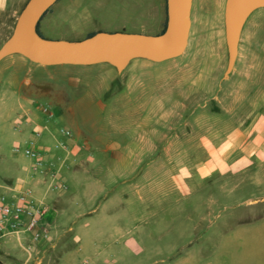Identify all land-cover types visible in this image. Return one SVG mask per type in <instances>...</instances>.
Masks as SVG:
<instances>
[{
    "label": "rangeland",
    "instance_id": "374dc122",
    "mask_svg": "<svg viewBox=\"0 0 264 264\" xmlns=\"http://www.w3.org/2000/svg\"><path fill=\"white\" fill-rule=\"evenodd\" d=\"M23 1L0 0V45ZM224 2L193 0L188 43L180 56L160 62L133 59L120 73L107 63L42 68L19 54L1 59L0 184H28L20 169L26 158L12 150L30 134L11 125L21 114L11 108L23 98L54 111L48 116L36 109L41 120L33 119L47 126L41 136L45 143L58 137L62 126L81 130L88 115L99 128L113 125V138L137 142L150 136L158 149L174 134L166 130L165 116L176 109L184 116V141L224 136L246 116L264 110V7L247 18L235 65L223 78ZM163 18L164 0H57L40 20V32L52 39H80L99 30L155 33ZM59 84L75 95L72 122L66 116L69 105L52 97ZM64 173L63 201L47 199L51 239L38 247L40 263L10 237L0 242L5 264H174L183 254L191 264H264V163L198 184L190 180L188 193L176 191L165 202L114 211L110 204L88 200L89 180L76 183L67 177L71 171ZM42 178L32 179L41 183ZM119 213L131 216L119 218Z\"/></svg>",
    "mask_w": 264,
    "mask_h": 264
},
{
    "label": "crops",
    "instance_id": "0c3cea01",
    "mask_svg": "<svg viewBox=\"0 0 264 264\" xmlns=\"http://www.w3.org/2000/svg\"><path fill=\"white\" fill-rule=\"evenodd\" d=\"M159 24L162 27V22ZM37 65L42 68L50 66ZM51 94L55 102L69 105L66 116L67 121L72 122L76 112L75 95L61 84L54 87ZM23 104L29 108L35 121L41 120L35 101L23 98ZM23 104L18 102L14 108H11V112L21 110L19 108H23ZM53 112L52 116H54ZM165 126L166 130L174 131V134L165 140L166 143L161 145V149H158L157 140L150 136L142 137L137 142L113 138L110 133L114 129L113 125L106 124L99 128L88 115L83 116L81 130L75 132L66 126L72 130L71 138L66 139L58 135L49 143H45L44 139L40 138L39 143L45 157L50 158L61 153L50 149L53 140L55 138L67 140L70 154L68 165L61 169V178L67 183L64 172L71 171L67 177L76 183L81 179L89 180L88 200L96 199L103 205L107 203L110 207L114 206L110 211H114L115 207L119 206L128 207L129 210L134 207L143 209L150 201L165 202L167 197H171L176 191L181 194L188 193L190 180L198 184L200 180L213 178L215 175L220 177L241 172L255 162L264 163V110L253 116H246L240 123L231 127L224 136L219 137L200 135L184 141V116L177 109L169 116H165ZM152 128L155 129V126L149 127ZM27 134L29 132L24 131L22 135L27 136ZM29 163L30 160L27 158L24 162H20L21 171L28 175L25 176L27 185L33 187L36 196L44 195L46 202L50 196L53 200L58 198L59 201L57 200L56 203L60 205L64 198V190L45 193L42 182L32 179L33 175L24 172V167ZM66 168L67 170H64ZM49 207L48 220L53 217L51 206ZM94 211L95 208L89 209L90 213ZM82 214L83 212L79 215ZM116 215L119 218L131 216L129 213ZM54 219L57 222L58 214ZM174 264H191V261L183 254Z\"/></svg>",
    "mask_w": 264,
    "mask_h": 264
},
{
    "label": "water",
    "instance_id": "95a60500",
    "mask_svg": "<svg viewBox=\"0 0 264 264\" xmlns=\"http://www.w3.org/2000/svg\"><path fill=\"white\" fill-rule=\"evenodd\" d=\"M56 1L26 0L11 33L0 45V60L19 54L40 65L107 63L120 73L135 58L160 62L178 57L188 43L192 0H165L166 25L156 34L99 30L80 39H52L41 35L37 24ZM261 7L264 0H225L223 26L227 62L223 78L229 76L235 65L247 18Z\"/></svg>",
    "mask_w": 264,
    "mask_h": 264
},
{
    "label": "built area",
    "instance_id": "2783aa9c",
    "mask_svg": "<svg viewBox=\"0 0 264 264\" xmlns=\"http://www.w3.org/2000/svg\"><path fill=\"white\" fill-rule=\"evenodd\" d=\"M36 106L42 113L52 116L48 105L36 102ZM11 125L17 131L25 128L30 133L23 142L19 140L12 147L14 153L30 160L29 165L24 167V172L33 176L42 175L45 193L66 190L67 184L61 180V169L68 165V141L55 138L50 149L61 153L46 158L39 143L43 130L47 129L45 124H36L27 110L21 108V114L14 117ZM58 134L66 139L73 136L72 130L64 126L58 129ZM49 211L44 195L36 196L31 185L0 184V242L10 237L15 238L27 257H33L40 263L38 247L46 245L51 239V224L47 219ZM78 264L89 262L81 260Z\"/></svg>",
    "mask_w": 264,
    "mask_h": 264
},
{
    "label": "trees",
    "instance_id": "16d2710c",
    "mask_svg": "<svg viewBox=\"0 0 264 264\" xmlns=\"http://www.w3.org/2000/svg\"><path fill=\"white\" fill-rule=\"evenodd\" d=\"M25 2H26V0L22 2V4H21L19 10L17 11L18 13H19V11L21 10V8L23 7V5L25 4ZM50 9H51V7L48 8V9L43 13V15L41 16L40 20L44 17V15H45ZM40 20H39V22H38V24H37V31L41 34L40 29H39ZM14 22H15V17H13V18L11 19V26L14 25ZM165 25H166V16H165V0H164V18H163V21H162V27H161V29H160L159 32H162V31L164 30ZM11 30H12V28H10V29L7 30V32H6L5 36H4V40L9 36V34L11 33ZM94 32H95V31L89 32V33L86 34V36H89V35L93 34ZM159 32H158V33H159ZM41 35H42V34H41ZM10 186H11V185H10ZM0 264H5V263L2 261L1 258H0Z\"/></svg>",
    "mask_w": 264,
    "mask_h": 264
},
{
    "label": "flooded vegetation",
    "instance_id": "af4514ba",
    "mask_svg": "<svg viewBox=\"0 0 264 264\" xmlns=\"http://www.w3.org/2000/svg\"><path fill=\"white\" fill-rule=\"evenodd\" d=\"M192 10H193V0H192V7H191V16H192Z\"/></svg>",
    "mask_w": 264,
    "mask_h": 264
}]
</instances>
